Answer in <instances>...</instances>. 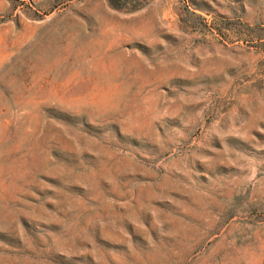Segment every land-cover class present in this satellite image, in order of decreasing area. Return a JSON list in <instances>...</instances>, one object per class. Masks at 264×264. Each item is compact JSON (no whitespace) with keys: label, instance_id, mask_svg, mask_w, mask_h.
<instances>
[{"label":"rangeland","instance_id":"374dc122","mask_svg":"<svg viewBox=\"0 0 264 264\" xmlns=\"http://www.w3.org/2000/svg\"><path fill=\"white\" fill-rule=\"evenodd\" d=\"M0 264H264V0H0Z\"/></svg>","mask_w":264,"mask_h":264}]
</instances>
